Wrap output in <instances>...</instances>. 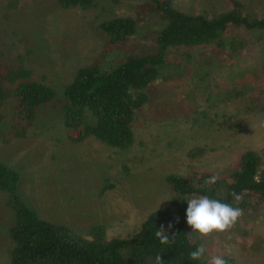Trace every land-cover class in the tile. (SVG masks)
I'll list each match as a JSON object with an SVG mask.
<instances>
[{
	"label": "rangeland",
	"instance_id": "374dc122",
	"mask_svg": "<svg viewBox=\"0 0 264 264\" xmlns=\"http://www.w3.org/2000/svg\"><path fill=\"white\" fill-rule=\"evenodd\" d=\"M226 1L173 3L183 11L200 12L226 9ZM116 16L132 18L136 33L113 50L156 51L159 12L151 0H97L88 10L64 8L57 0H0V62H22L33 79L55 91L23 137L0 141V163L19 172L18 192L40 218L80 233L101 225L107 237H128L171 197L169 174L212 172L220 177L247 149L264 161V77L251 74L259 64L251 44H264V38L237 54L223 53L209 75L188 69L152 83L147 102L133 119L130 147H111L92 136L75 141L70 137L74 131L62 121L63 88L103 50L98 25ZM183 48H170L169 60L179 58ZM245 82L246 88H254L247 89L250 95L229 98ZM13 106L9 99V122ZM194 148H202V154L190 156ZM13 222L9 196L0 191V264H11ZM207 254H227L239 264H264V201L216 235Z\"/></svg>",
	"mask_w": 264,
	"mask_h": 264
},
{
	"label": "trees",
	"instance_id": "16d2710c",
	"mask_svg": "<svg viewBox=\"0 0 264 264\" xmlns=\"http://www.w3.org/2000/svg\"><path fill=\"white\" fill-rule=\"evenodd\" d=\"M57 2L64 8L88 10L94 8L97 0ZM151 2L159 12L154 29L157 44L154 53L113 50L118 43L135 35L136 24L132 18L121 16L102 21L98 34L104 41L103 50L91 63L79 67L64 86L62 121L74 131L70 137L75 141L92 136L111 147H130L134 141L133 119L147 102V88L152 83L169 80L188 69L196 75L200 70L209 75L212 67L220 64L223 53L237 54L255 39L264 38V0H227L226 9L200 12L183 11L173 0ZM253 46L259 54V64L251 74L264 77V44ZM179 47H184L181 56L169 60L168 50ZM111 51H114L112 56ZM248 83L229 93V98L250 95L247 89L254 88H246ZM54 97V89L33 79L32 71L22 62L16 65L0 62V141L23 137L34 124L38 109ZM9 99L14 101L10 122L5 111ZM202 152V148H194L189 154L193 157ZM212 175V172H193L189 177L169 174L166 181L172 192L170 200L152 211L132 235L107 237L101 225L80 233L65 224L40 218L18 192L19 172L0 163V191L7 193L14 211L10 262L155 264L156 255L161 254L163 264H209L208 243L220 232L206 236L193 232L186 220L187 200L208 195L248 212L264 201V161L257 151L247 149L239 155L236 164L222 170L215 184H206ZM233 190L240 200L230 195ZM169 223L173 225L171 229ZM160 226L168 232L170 244H161L156 237ZM200 245L206 248L204 255L191 260L189 253ZM220 256L228 264H239L230 255Z\"/></svg>",
	"mask_w": 264,
	"mask_h": 264
},
{
	"label": "clouds",
	"instance_id": "9594fccd",
	"mask_svg": "<svg viewBox=\"0 0 264 264\" xmlns=\"http://www.w3.org/2000/svg\"><path fill=\"white\" fill-rule=\"evenodd\" d=\"M217 176L214 174L209 177L205 183L208 185L215 184ZM230 195L235 200H240V195L234 190ZM170 200L168 198L162 200ZM158 205V208L161 204ZM243 214V210L239 207H233L229 203L221 202L217 199H212L208 195L194 196L187 200L186 220L191 226L193 232H198L200 235H208L213 231L223 232L230 229ZM169 223L168 228H172ZM161 244H170L169 234L163 226H160L155 233ZM174 236V235H173ZM206 248L204 245L198 246L195 250L189 253L191 260H199L204 255ZM161 254L155 257V264H163ZM209 264H228L227 260L220 255H212Z\"/></svg>",
	"mask_w": 264,
	"mask_h": 264
}]
</instances>
